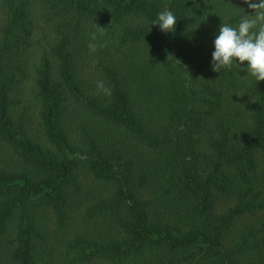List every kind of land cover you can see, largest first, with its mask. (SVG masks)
<instances>
[{
    "label": "trees",
    "instance_id": "trees-1",
    "mask_svg": "<svg viewBox=\"0 0 264 264\" xmlns=\"http://www.w3.org/2000/svg\"><path fill=\"white\" fill-rule=\"evenodd\" d=\"M240 8L0 0V264H264V81L211 61Z\"/></svg>",
    "mask_w": 264,
    "mask_h": 264
},
{
    "label": "clouds",
    "instance_id": "clouds-1",
    "mask_svg": "<svg viewBox=\"0 0 264 264\" xmlns=\"http://www.w3.org/2000/svg\"><path fill=\"white\" fill-rule=\"evenodd\" d=\"M254 15L244 14L240 17L237 26L221 24L218 35L214 40V51L211 53L212 71L220 72L231 69L235 64L240 71L255 78V81H264V0H243ZM177 18L174 13L165 9L157 14L153 24H158L163 32H172L175 29ZM98 32L103 33L104 27L96 24ZM96 34L92 35L95 41ZM103 47L104 45H100ZM90 53L97 51L96 43H89ZM246 63V67L240 65ZM98 89L111 94L110 89L104 86L103 81H97Z\"/></svg>",
    "mask_w": 264,
    "mask_h": 264
},
{
    "label": "rangeland",
    "instance_id": "rangeland-1",
    "mask_svg": "<svg viewBox=\"0 0 264 264\" xmlns=\"http://www.w3.org/2000/svg\"><path fill=\"white\" fill-rule=\"evenodd\" d=\"M81 174H82V176H84L85 173L82 172ZM87 180H88V181H91V180H92V174H89V177H87Z\"/></svg>",
    "mask_w": 264,
    "mask_h": 264
}]
</instances>
